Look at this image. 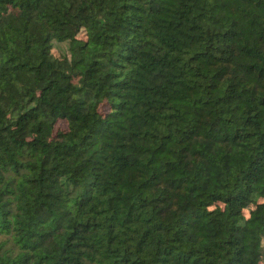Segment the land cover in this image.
Listing matches in <instances>:
<instances>
[{
  "label": "trees",
  "instance_id": "1",
  "mask_svg": "<svg viewBox=\"0 0 264 264\" xmlns=\"http://www.w3.org/2000/svg\"><path fill=\"white\" fill-rule=\"evenodd\" d=\"M0 264H264V0H0Z\"/></svg>",
  "mask_w": 264,
  "mask_h": 264
}]
</instances>
